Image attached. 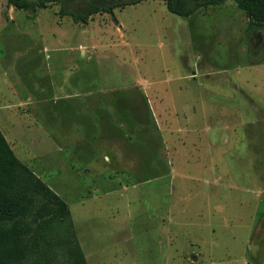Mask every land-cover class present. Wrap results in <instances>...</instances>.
<instances>
[{
	"label": "rangeland",
	"instance_id": "rangeland-1",
	"mask_svg": "<svg viewBox=\"0 0 264 264\" xmlns=\"http://www.w3.org/2000/svg\"><path fill=\"white\" fill-rule=\"evenodd\" d=\"M61 6L0 0V130L68 204L86 264H264L262 213L241 225L264 198V33L234 0L189 17L143 0L117 22Z\"/></svg>",
	"mask_w": 264,
	"mask_h": 264
},
{
	"label": "trees",
	"instance_id": "trees-1",
	"mask_svg": "<svg viewBox=\"0 0 264 264\" xmlns=\"http://www.w3.org/2000/svg\"><path fill=\"white\" fill-rule=\"evenodd\" d=\"M45 0H7L9 5L31 9ZM60 15L85 22L93 13H113L115 6L143 0H59ZM77 6L69 9L67 2ZM169 12L189 17L199 9L223 4L226 0H161ZM247 14V31L264 33V0H234ZM262 45H264V40ZM68 204L14 153L0 130V264H86L72 235ZM62 233V235H61Z\"/></svg>",
	"mask_w": 264,
	"mask_h": 264
},
{
	"label": "crops",
	"instance_id": "crops-1",
	"mask_svg": "<svg viewBox=\"0 0 264 264\" xmlns=\"http://www.w3.org/2000/svg\"><path fill=\"white\" fill-rule=\"evenodd\" d=\"M257 108L260 111V113H262L261 115L264 116L263 107L261 108L259 106ZM259 135L264 138V131H261ZM4 136H6V135L4 134ZM221 138H223V137H221ZM225 138H224V141H225ZM217 140H219V139H214L213 137H210V148H209V151H210V157H211L210 158L211 159V162H210V166H211L210 171L211 172L209 173V176H208V181H209V183H208V185H209L208 186V195L210 197H211V195L213 193L214 194L215 193L216 194L219 193V195L224 196L222 193L219 192L220 189H224V190L226 189V190H228L229 188H231V185L229 184L230 179H229V176H228L229 175L228 172L224 169V167L221 168L222 167L221 166V163H218L217 160H213V157H212V155H213V146H214V144L216 143ZM263 143H264V141H263ZM215 187H218L219 190H217V188L214 189ZM245 190L248 191L249 189L248 188H245ZM261 192H262V194L264 196V186H263V189H261V190L258 191L259 194ZM225 196H227V195H225ZM250 206L252 207V213L249 216L251 218H249V221H246V222L241 223V225L244 226L243 229L245 230V232H246V230L248 232L250 231V227L252 226V223L254 221V219H253L254 213H256L257 210H259V212L262 213V217L261 218L259 217V219L254 224V226L255 225L262 226L264 224V222L262 221V219L264 220V198L263 199H260L258 203L256 201V203H254L253 205L250 204ZM214 214H215V216H219L221 214V204H219L218 206H216V210L214 208ZM220 220L221 219L219 218L218 222ZM220 228H221V226L219 227V229ZM260 228H262V227H260ZM214 242H216L215 245H214V248L216 249V247L218 246L219 243H217L218 241H214ZM247 245H248V252H249V250H250V252H253V253L255 251H257V250L260 251V248H259L260 246H258V245H256L254 248H252V246H250L249 243H247ZM212 247H211V249L213 250L214 248H212ZM242 258H243V256H242Z\"/></svg>",
	"mask_w": 264,
	"mask_h": 264
},
{
	"label": "water",
	"instance_id": "water-1",
	"mask_svg": "<svg viewBox=\"0 0 264 264\" xmlns=\"http://www.w3.org/2000/svg\"><path fill=\"white\" fill-rule=\"evenodd\" d=\"M27 1H29V2H36L37 0H27Z\"/></svg>",
	"mask_w": 264,
	"mask_h": 264
},
{
	"label": "flooded vegetation",
	"instance_id": "flooded-vegetation-1",
	"mask_svg": "<svg viewBox=\"0 0 264 264\" xmlns=\"http://www.w3.org/2000/svg\"><path fill=\"white\" fill-rule=\"evenodd\" d=\"M84 1L88 2V1H90V0H84ZM114 1H118V0H114Z\"/></svg>",
	"mask_w": 264,
	"mask_h": 264
}]
</instances>
